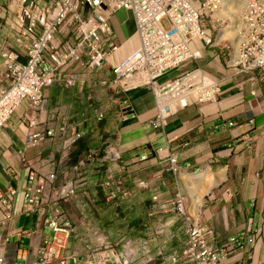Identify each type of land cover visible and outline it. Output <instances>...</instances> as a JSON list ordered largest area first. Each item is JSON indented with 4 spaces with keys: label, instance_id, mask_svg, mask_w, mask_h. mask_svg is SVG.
<instances>
[{
    "label": "crops",
    "instance_id": "1",
    "mask_svg": "<svg viewBox=\"0 0 264 264\" xmlns=\"http://www.w3.org/2000/svg\"><path fill=\"white\" fill-rule=\"evenodd\" d=\"M5 4L0 0V15ZM119 14L113 18L116 38L126 43L135 28H129L130 13ZM4 29L0 43L16 47ZM204 65L217 72L211 77L221 80L225 97L180 109L158 127L151 125L157 101L145 87L130 91L123 118L95 84L82 91L44 88L41 119L54 135L36 147L26 145V107L17 110L11 123L0 128V194L9 196L15 214L8 230H21L11 236L8 264L37 261L40 243L51 235L45 216L25 210L32 170L43 176L53 197L62 199L71 219L81 214L95 219L101 231L119 239L120 247L133 250L137 258L141 242L168 257L187 248L183 215L165 209L182 194L186 208L221 240L242 238L244 250L225 264H264V87L253 96L247 85L239 88L241 79H233L231 71L211 62ZM108 70L98 73L96 82L110 76ZM107 109L100 119L98 113ZM208 169L220 181L199 201L194 188L207 184ZM108 181L120 189L118 203L109 197ZM76 248L84 253L83 243Z\"/></svg>",
    "mask_w": 264,
    "mask_h": 264
},
{
    "label": "built area",
    "instance_id": "2",
    "mask_svg": "<svg viewBox=\"0 0 264 264\" xmlns=\"http://www.w3.org/2000/svg\"><path fill=\"white\" fill-rule=\"evenodd\" d=\"M0 31L8 28V37L16 47L0 43V128L7 127L17 110L25 106L26 145L36 147L52 129L42 121L45 110L44 88L60 85L83 90L97 86L124 117L130 107L129 93L138 88L153 90L158 116L153 127L167 123L179 109L196 102H213L224 93L221 80L212 79L198 63L209 59L241 79L253 96L264 87V0H255L253 12L236 14V33L232 43L213 42L215 29L222 28L218 4L212 0H5ZM121 11L131 13L135 29L126 43L116 38L113 18ZM258 13L255 39L247 52H240L241 25L245 17ZM195 62L197 66L188 68ZM111 73L97 82L100 72ZM174 77L172 79L171 78ZM109 110L99 112L103 119ZM234 125L233 122L230 123ZM251 119L246 125L250 130ZM25 210L45 216L51 235L38 247V259L32 264H132L136 261L129 248L121 251L118 243L101 231L95 219L82 215L72 220L60 202L45 188L43 176L36 170L29 175ZM145 186L146 182H141ZM110 197L119 189L110 182ZM14 193V192H12ZM158 200V196H155ZM185 197L178 194L165 206L179 211L188 234V245L180 255L166 257L153 253L140 243L141 264H225L239 250L240 237L221 240L209 226L190 213ZM10 198L0 194V264H8V246L14 232L8 230L15 214ZM83 243L84 253L77 244Z\"/></svg>",
    "mask_w": 264,
    "mask_h": 264
},
{
    "label": "bare ground",
    "instance_id": "3",
    "mask_svg": "<svg viewBox=\"0 0 264 264\" xmlns=\"http://www.w3.org/2000/svg\"><path fill=\"white\" fill-rule=\"evenodd\" d=\"M213 4H218V16L222 20V28L215 29L213 34V42H221L223 38V43H232L231 33H236V14L245 15L246 12H253L255 9V0H212ZM258 18V13H251V17H245L242 20L241 32L242 38L240 41V52H247L249 44L255 39V21ZM249 35V36H248ZM243 44H245L243 46ZM207 175V184L200 187L202 190L199 191L196 186L194 188V193H197V199L202 200L203 195L209 192L214 186L219 183V179L210 174V169L205 173ZM203 174V175H205ZM205 175V176H206ZM193 183V181H192ZM201 183V182H200ZM194 184V183H193Z\"/></svg>",
    "mask_w": 264,
    "mask_h": 264
},
{
    "label": "clouds",
    "instance_id": "4",
    "mask_svg": "<svg viewBox=\"0 0 264 264\" xmlns=\"http://www.w3.org/2000/svg\"><path fill=\"white\" fill-rule=\"evenodd\" d=\"M2 22H0V24H1ZM211 62L209 59H206V60H202V61H200V62ZM200 62L198 63V65H201L200 64ZM211 63H213V62H211ZM213 64H215V65H217L218 67H221V66H219L218 64H216V63H213ZM202 66V68L204 69V71L205 72H207V70H206V68L203 66V65H201ZM209 78H212L211 77V75L209 76L208 74H206ZM171 78H174V77H171ZM212 79H217V78H212ZM224 94V93H223ZM222 94V95H223ZM216 101H218V100H216ZM216 101H213V102H216ZM197 103V102H196ZM200 103H207V102H200ZM208 103H211V102H208ZM180 110V109H179ZM178 110V111H179ZM177 112V111H176ZM175 113V112H174ZM173 114V113H172ZM158 116V115H157ZM98 117H99V113H98ZM106 117V116H105ZM105 117L103 118V119H105ZM170 117V116H169ZM157 118V117H156ZM155 118V119H156ZM155 119H153V120H155ZM167 120H168V118H167ZM248 124V123H247ZM162 125H165V124H162ZM252 127H253V125L251 126V129L250 130H252ZM250 130H248V131H250ZM108 182H110V181H108ZM107 182V183H108ZM107 183H106V185H107ZM111 183V182H110ZM111 185L114 187V185L111 183ZM109 187V189H110V186H108ZM115 188V187H114ZM109 197H110V190H109ZM120 197H121V195H120V189H119V195H118V197L116 198V199H113V200H115L117 203L119 202V200H120ZM155 198V197H154ZM110 199H112L111 197H110ZM156 200V199H155ZM60 202H61V204H62V199H60ZM184 204H185V201H184ZM185 207H186V205H185ZM187 209V208H186ZM66 210V209H65ZM188 211H189V209H187ZM179 212V211H178ZM190 212V211H189ZM191 213V212H190ZM68 214V213H67ZM193 215H195L197 218H199V216H197V213H192ZM83 214H81V216H82ZM85 215V214H84ZM80 216V217H81ZM87 216V215H86ZM79 217V218H80ZM88 217V216H87ZM71 218V217H70ZM79 218L77 219V220H75V221H78L79 220ZM90 218V217H89ZM93 219V218H92ZM200 219V218H199ZM73 220V219H72ZM201 221V220H200ZM97 222V221H96ZM202 223V222H201ZM98 224V223H97ZM204 224V223H203ZM206 225V224H205ZM208 226V225H207ZM211 228V227H210ZM214 230V229H213ZM187 231V230H186ZM215 231V230H214ZM103 232V231H102ZM107 235V234H106ZM188 235V234H187ZM108 236V235H107ZM241 238V237H240ZM230 239V238H229ZM242 239V238H241ZM243 241V240H242ZM145 243V242H144ZM148 244V243H147ZM120 245H121V243H120ZM120 245H118V248L119 249H121V251L122 250H124L126 247L124 246V249H122V247H120ZM149 245V244H148ZM150 246V245H149ZM245 246V245H244ZM83 247H84V245H83ZM140 249V248H139ZM141 251V250H140ZM151 251H152V249H151ZM153 252V251H152ZM184 252V251H183ZM153 253H155V252H153ZM157 253V252H156ZM142 254V253H141ZM182 254V253H181ZM165 255V254H164ZM178 255H180V254H178ZM166 256V255H165ZM141 257V256H140ZM140 257H134V258H136V261H134L132 264H134V263H136L137 261L138 262H140ZM166 257H168V256H166ZM171 257V256H170ZM141 263V262H140ZM155 263H158L159 264V262H154V263H152V264H155Z\"/></svg>",
    "mask_w": 264,
    "mask_h": 264
},
{
    "label": "rangeland",
    "instance_id": "5",
    "mask_svg": "<svg viewBox=\"0 0 264 264\" xmlns=\"http://www.w3.org/2000/svg\"><path fill=\"white\" fill-rule=\"evenodd\" d=\"M240 11H241V8H240V10H239V14H240ZM122 12H127V11H121V12H119V13H122ZM242 12V11H241ZM116 14V15H120V14ZM129 14V13H128ZM239 14H237V15H239ZM130 15L132 16L131 17V21L129 22V26H132V27H129V28H132V30H133V27H135V23H134V18H133V15L130 13ZM248 18H250V17H248ZM257 20H258V18H257ZM121 22V21H120ZM132 22H133V24H132ZM123 27V26H122ZM127 31H128V33H129V30L127 29ZM249 36V35H248ZM245 44H243V46H244ZM207 63V62H206ZM200 64L201 65H203L204 66V61L203 62H200ZM195 66H197V64L195 63V62H192L190 65H189V67L188 68H192V67H195ZM206 70H208L207 72H206V74H208L209 76L211 75V76H213V75H215L217 72L213 69V68H211V67H207L206 68ZM225 97V94H223V95H218L217 96V100H218V102L220 101V100H222V98H224ZM208 103V102H207ZM110 239L114 242V243H118V245H120V240L119 239H116V238H111L110 237ZM23 245H24V242L22 243Z\"/></svg>",
    "mask_w": 264,
    "mask_h": 264
}]
</instances>
